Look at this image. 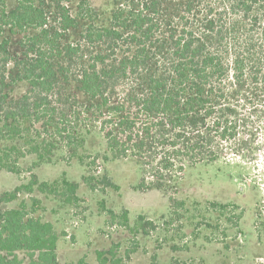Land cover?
<instances>
[{
	"label": "trees",
	"instance_id": "16d2710c",
	"mask_svg": "<svg viewBox=\"0 0 264 264\" xmlns=\"http://www.w3.org/2000/svg\"><path fill=\"white\" fill-rule=\"evenodd\" d=\"M9 5L0 0V170L28 177L0 193V264H59L65 235L37 215L45 207L32 196L73 207L80 186L65 174L41 182L33 171L62 160L96 166L99 157L85 153L95 131L103 162L132 159L175 176L259 152L264 0H113L107 17L89 0ZM27 157L34 160L24 168ZM81 181L90 192L119 190L107 176ZM137 189L147 190L144 179ZM21 196L29 202L7 208ZM102 212L133 239L124 251H96V264H127L136 237L158 229L145 216L130 227L125 209L117 215L102 204Z\"/></svg>",
	"mask_w": 264,
	"mask_h": 264
},
{
	"label": "rangeland",
	"instance_id": "374dc122",
	"mask_svg": "<svg viewBox=\"0 0 264 264\" xmlns=\"http://www.w3.org/2000/svg\"><path fill=\"white\" fill-rule=\"evenodd\" d=\"M89 2L104 17L113 8V0ZM9 3L13 6V0ZM254 141L261 147L253 161L232 157L226 162L186 167L175 176L155 166L142 167L132 159L103 162L105 142L95 131L87 137L85 153L91 157L88 161L99 157L96 166L88 169L77 161L62 160L33 171L41 182H53L65 174L68 181L80 186V201L73 207L39 193L32 196L45 207L37 215L65 235L58 241L59 264L82 258L96 264V251L108 250L112 244L124 251L130 245V231L110 227L102 204L117 215L127 210L130 227L138 216L158 227L149 236L136 237L139 250L127 264H264V133L259 132ZM5 145L0 143V148ZM33 160L27 157L21 166L28 168ZM82 176L97 180L110 177L119 190L99 186L90 192ZM27 177L0 170V193L14 189ZM141 179L145 180V191L137 189ZM29 198L21 196L7 208H16L23 200L28 203ZM179 203L183 205L175 208ZM212 205L228 208L220 214Z\"/></svg>",
	"mask_w": 264,
	"mask_h": 264
},
{
	"label": "built area",
	"instance_id": "2783aa9c",
	"mask_svg": "<svg viewBox=\"0 0 264 264\" xmlns=\"http://www.w3.org/2000/svg\"><path fill=\"white\" fill-rule=\"evenodd\" d=\"M262 259H260L259 261L261 262ZM262 263V262H261Z\"/></svg>",
	"mask_w": 264,
	"mask_h": 264
}]
</instances>
